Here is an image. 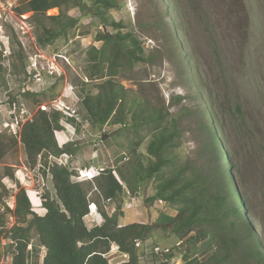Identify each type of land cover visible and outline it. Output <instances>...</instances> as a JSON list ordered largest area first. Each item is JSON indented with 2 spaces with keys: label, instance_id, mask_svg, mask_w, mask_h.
Listing matches in <instances>:
<instances>
[{
  "label": "rangeland",
  "instance_id": "1",
  "mask_svg": "<svg viewBox=\"0 0 264 264\" xmlns=\"http://www.w3.org/2000/svg\"><path fill=\"white\" fill-rule=\"evenodd\" d=\"M26 1L0 0L1 131L10 134L6 123L22 109L34 116L41 105H47L48 111H52V102L62 99L77 109L83 120L78 130L72 123L65 120L62 123L68 137L79 143V150L72 155L69 164L77 172L72 180L78 181L76 176L82 174L87 177L85 170L92 171L89 174L92 179L81 180L90 188L89 210L93 215L85 216L87 226L92 228L103 221L101 211L111 215L118 206L124 212L120 224L148 223L160 211L174 214L175 210L166 202L146 201L154 193L151 180L145 181L136 195L126 191L114 200L104 199L96 188L95 177L103 168L133 174L139 155H147L150 139L146 128L134 126L131 118L126 124L93 126L82 104L85 93H82L78 77L88 65L91 46L102 45L101 41H96V34L104 30L116 33L117 29L109 25L104 27L98 18L86 15L85 10L71 4L63 5L65 14L78 18V23L54 43L43 47L37 41L38 24L32 12H17ZM79 1L87 6L93 2ZM114 1L117 6L106 11L108 20L122 22L124 27L120 31L133 33L149 58L148 62L121 70L117 81L129 90V96L145 98L150 106L167 112L168 124L181 135L182 159L192 161H199L203 146L198 126L199 100L195 93L207 95L208 106L222 128L217 134L232 165L226 170L232 173L234 185L243 196L244 218L260 248L264 249V0ZM58 13V8L47 11V15ZM41 18L47 27H59L57 21ZM39 71L41 74L34 76ZM28 92L37 93L39 102L25 96ZM93 92H97L96 88ZM103 133L105 139L101 138ZM138 140H141L139 146ZM48 164H53L50 158ZM7 168L14 173L13 178L6 174ZM0 181L7 189L2 193L1 203L10 209L15 207V193L19 187L33 190L30 197L34 211L39 214L45 212L42 207L45 192L55 194L52 176L45 166V155L38 157L36 166L31 167L21 144L0 161ZM6 221L8 228L14 224L11 212L6 214ZM224 232L228 236L236 233L228 226ZM175 241L172 235L155 232L140 244V262L152 261L155 245L170 246ZM36 243L38 238L33 233L27 264L43 262L46 249L41 246L35 250ZM2 244L0 264H12L10 240L4 238ZM186 245L192 256L200 257L202 264L208 263L209 256L220 246L218 242L212 244L210 239L191 246L187 241ZM116 251L113 244L107 255L111 263L121 260L118 255L113 256ZM240 258L237 252L235 261L229 264H240ZM184 260V257L178 259L175 264Z\"/></svg>",
  "mask_w": 264,
  "mask_h": 264
},
{
  "label": "trees",
  "instance_id": "2",
  "mask_svg": "<svg viewBox=\"0 0 264 264\" xmlns=\"http://www.w3.org/2000/svg\"><path fill=\"white\" fill-rule=\"evenodd\" d=\"M70 4L85 10L86 15L98 18L104 27L109 25L117 29L116 33L104 30L96 34V41H101L102 45L91 46L88 65L83 75L78 77L82 93H85L82 104L89 122L102 128L106 124H126L131 118L134 126L145 127L147 135H150L147 155H139L133 174L126 175L121 169L103 168L95 177L97 190L104 199L114 200L126 191L136 195L140 186L151 180L154 193L146 201L166 202L175 213L160 211L148 223L120 224L124 212L118 206L111 215L101 211L103 221L89 228L85 216L90 211V188L83 181L72 180L77 172L70 165H49L47 160L50 155L59 156L65 152L75 155L79 143L65 132L61 111L39 109L31 121L24 123L19 137L4 134L0 129V161L19 144L23 146L31 167L36 166L39 156L45 155V166L52 176L55 194L45 192L42 201L45 212L39 214L33 209L30 191L27 194L24 187H19L15 194V207L10 209L1 203L2 193L7 189L0 181V259L2 242L7 238L9 246L13 247L12 264H27L28 245L35 233L38 238L35 250L41 246L46 249L42 264H174L180 253L185 258L182 264H202L200 257L191 255L186 242L189 241L191 246L208 239L220 246L209 256L208 263L203 264H229L235 261L237 252L241 254L242 264L245 261L246 264H264V249L260 248L242 213L245 210L243 196L234 185L232 173L226 170L232 165L217 134L222 128L208 106L207 95L195 93L199 100L198 126L203 138L199 161L182 159L181 135L168 124L167 112L152 104L150 106L145 98L129 96V90L116 79L121 70L148 62L149 58L133 33L120 31L124 27L122 22L108 20L106 11L117 6L114 0H93L90 6L81 4L79 0H27L17 12H32L38 24L37 41L46 47L78 23V18L65 14L62 7ZM52 8H58L59 13L47 15ZM64 14L66 18L62 20ZM41 17L57 21L59 27H47ZM95 88L96 93L93 92ZM26 95L39 102L37 93L28 92ZM66 121L74 124L77 130L81 127V123L72 117H66ZM57 133L62 134L58 136ZM103 136L105 133L101 138ZM141 140L137 141L138 146ZM7 170L6 174L13 178L11 169ZM9 212L15 217L10 228L6 221ZM226 226L235 229L236 233L228 236L224 232ZM157 231L174 236L176 241L170 246H161L170 247L168 252L157 254L153 250L152 261L141 263L138 243L146 242ZM178 242L181 243L177 245ZM113 244L121 252L128 253V261H109L107 255Z\"/></svg>",
  "mask_w": 264,
  "mask_h": 264
},
{
  "label": "built area",
  "instance_id": "3",
  "mask_svg": "<svg viewBox=\"0 0 264 264\" xmlns=\"http://www.w3.org/2000/svg\"><path fill=\"white\" fill-rule=\"evenodd\" d=\"M30 73H32V71H30ZM41 73H40V71L39 72H36L35 74H34V76H36V75H40ZM41 107V109L42 110H45V111H48V106L47 105H45V104H43V105H41L40 106ZM52 107L54 108V109H57V110H59V111H61L63 114H64V119L63 120H61V123H62V121H66V117H72V118H74L77 122H79V123H82L83 122V120H82V118H81V116L79 115V113H78V111H77V109H75V108H73L71 105H68V104H66L62 99H57V100H55L54 102H52ZM33 119V115L32 114H30L29 113V111H27L26 109H22V111H21V113L20 114H17V115H15L13 118H12V121L11 122H7L6 123V126H7V128H8V132L10 133V134H13V135H15V136H17V137H19L20 136V133H21V128H22V126L24 125V123H26L27 121H31ZM67 122V121H66ZM63 124V123H62ZM75 126V125H74ZM40 158H41V156H39ZM49 158H50V161H52V163H57L58 165H62V166H68L69 164H70V160H71V158H72V155L70 154V153H67V152H65V153H62L61 155H59V156H54V155H50L49 157H48V160H49ZM51 163V162H50ZM85 172V174H87L86 176L87 177H85V176H83V174L82 175H80V176H76L77 177V180L78 181H81V180H83V179H92V177H89V174L91 173V171H87V170H85L84 171ZM18 191V190H17ZM29 191H33V190H27V192L29 193ZM16 194V193H15ZM38 195V194H37ZM93 209V208H92ZM89 213H90V215H93V214H91V209H90V211H89ZM89 213L87 214V215H89ZM86 215V216H87ZM89 215V216H90ZM101 223V222H100ZM100 223H95L96 225L97 224H100ZM181 242H178L177 243V245H179ZM115 245V244H114ZM138 245H140V243H138ZM116 246V248H117V251H116V253H114V255L113 256H117L118 255V257H121V260L120 261H118V262H116V263H122V262H126V261H128V259H129V255H128V253H124V252H121L120 250H119V247L117 246V245H115ZM170 250V247H161V246H156L155 247V252L157 253V254H160L161 252H168ZM183 258V253H180L176 258H175V262L178 260V259H182ZM175 262H174V264H175ZM182 264V263H181Z\"/></svg>",
  "mask_w": 264,
  "mask_h": 264
},
{
  "label": "bare ground",
  "instance_id": "4",
  "mask_svg": "<svg viewBox=\"0 0 264 264\" xmlns=\"http://www.w3.org/2000/svg\"><path fill=\"white\" fill-rule=\"evenodd\" d=\"M90 174H91V173H90ZM91 176H92V175H91ZM91 176H90V177H91ZM33 196H34V195H33ZM36 200H37V199H36Z\"/></svg>",
  "mask_w": 264,
  "mask_h": 264
},
{
  "label": "water",
  "instance_id": "5",
  "mask_svg": "<svg viewBox=\"0 0 264 264\" xmlns=\"http://www.w3.org/2000/svg\"><path fill=\"white\" fill-rule=\"evenodd\" d=\"M103 139H105V137H103Z\"/></svg>",
  "mask_w": 264,
  "mask_h": 264
}]
</instances>
